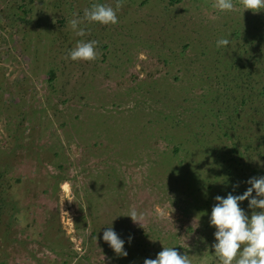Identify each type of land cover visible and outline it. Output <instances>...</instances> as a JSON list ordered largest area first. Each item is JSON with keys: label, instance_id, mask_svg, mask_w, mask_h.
Returning <instances> with one entry per match:
<instances>
[{"label": "rangeland", "instance_id": "374dc122", "mask_svg": "<svg viewBox=\"0 0 264 264\" xmlns=\"http://www.w3.org/2000/svg\"><path fill=\"white\" fill-rule=\"evenodd\" d=\"M93 2L119 4L117 23L77 36ZM213 3L0 0V264H143L169 246L220 264L213 198L264 175V9ZM79 40L97 59L67 58Z\"/></svg>", "mask_w": 264, "mask_h": 264}, {"label": "clouds", "instance_id": "9594fccd", "mask_svg": "<svg viewBox=\"0 0 264 264\" xmlns=\"http://www.w3.org/2000/svg\"><path fill=\"white\" fill-rule=\"evenodd\" d=\"M241 5L242 10H262L264 0H241ZM213 7L225 12L232 11L235 5L233 0H214ZM118 8L119 4L114 8L101 2L90 3L89 7L83 10L82 16L73 13V19L69 21L70 26L77 36H84L85 22L101 25L116 24ZM215 43L217 48L224 50L226 46H231L227 36L218 38ZM97 57L96 40H79L67 52V58L72 61H93ZM253 160L258 164L261 163L257 158ZM244 183L249 186L240 194L234 195L230 191L223 197L216 195L213 198L215 203L209 213V225L215 228L214 243L211 248L220 264H264V175L249 177ZM232 187L233 189L239 187V182H234ZM245 200L249 209H259V211L252 212L250 216L246 215L239 206V202ZM123 215L128 216L134 223H139L141 218V214L134 207L129 208ZM100 239L106 242L118 256H127V251L123 247L125 240L121 239L111 226L103 231ZM131 240L132 237L129 235L127 242L130 244ZM143 264H191V261L186 254H181L174 247L169 246L162 247L154 259H144Z\"/></svg>", "mask_w": 264, "mask_h": 264}, {"label": "trees", "instance_id": "16d2710c", "mask_svg": "<svg viewBox=\"0 0 264 264\" xmlns=\"http://www.w3.org/2000/svg\"><path fill=\"white\" fill-rule=\"evenodd\" d=\"M253 61H254V60H253ZM251 65H252V66H255L253 62H251ZM252 73H253V71H252ZM248 75H250V74H248ZM250 76H252V75H250ZM249 83L251 84V83H253V81H251V82L249 81ZM244 89H247V87L243 86V87H242V90H244ZM234 176H237V177H238L237 174H234ZM230 177H231V176H230Z\"/></svg>", "mask_w": 264, "mask_h": 264}]
</instances>
